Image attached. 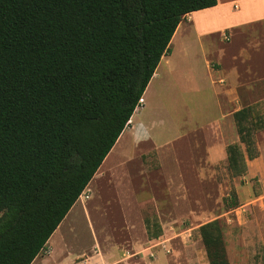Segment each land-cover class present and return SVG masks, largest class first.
I'll list each match as a JSON object with an SVG mask.
<instances>
[{
  "label": "trees",
  "instance_id": "1",
  "mask_svg": "<svg viewBox=\"0 0 264 264\" xmlns=\"http://www.w3.org/2000/svg\"><path fill=\"white\" fill-rule=\"evenodd\" d=\"M215 5L0 0V264H31L44 249L128 124L178 24ZM232 117L238 142L226 162L239 177L258 155L264 105ZM150 218L152 240L162 230ZM197 233L208 264H228L218 221Z\"/></svg>",
  "mask_w": 264,
  "mask_h": 264
},
{
  "label": "rangeland",
  "instance_id": "2",
  "mask_svg": "<svg viewBox=\"0 0 264 264\" xmlns=\"http://www.w3.org/2000/svg\"><path fill=\"white\" fill-rule=\"evenodd\" d=\"M191 47L196 76L185 82L173 76L166 88L162 75H155L149 90L153 93L139 105L144 107L140 117L147 140L128 143L129 156L116 159L119 146L107 154L32 264H208L197 229L212 220L221 227L228 264H264V187L259 176H248L246 170L231 177L226 160H211L207 153L218 142L214 129L220 112L203 63L214 58L223 63L226 75L235 47L228 49L220 35ZM177 50L175 63L180 61L181 48ZM242 61L235 63L241 71ZM263 92L257 86L255 96ZM237 142L238 136L228 145ZM149 144L159 148L160 164L154 152L140 156ZM255 146L258 158L264 154V130L255 135ZM263 161L250 162L251 170H264ZM158 164L161 169H156ZM232 196L234 206L228 208L224 200L232 203ZM150 217L162 230L152 240L144 225Z\"/></svg>",
  "mask_w": 264,
  "mask_h": 264
},
{
  "label": "crops",
  "instance_id": "3",
  "mask_svg": "<svg viewBox=\"0 0 264 264\" xmlns=\"http://www.w3.org/2000/svg\"><path fill=\"white\" fill-rule=\"evenodd\" d=\"M215 35L227 38V41H223L228 43V49L235 47V52L228 58L227 76L223 71V63L216 61L214 58H205L203 63L205 73L211 79L209 82L211 99L213 103H216L220 112L219 117L215 120L217 127L214 129L215 139L218 142L209 147L207 153L211 160L224 161L226 160L225 147L237 140L232 120L233 113L256 101H261L264 105V92L261 96H255L257 86H263L264 88V0H216L214 7L185 15L170 40L169 53L161 57L152 78L145 88L141 97L143 102L141 103L147 102L150 98L149 95L153 93L152 90L150 92L147 90L156 74L158 76L162 75V81H164L166 88L172 86L173 76H177L179 80L184 82L190 80L189 75L194 74L196 76L193 72L194 52L191 44L202 43L205 39L212 42ZM239 44L240 47L237 49L236 45ZM173 47L181 48L179 63L174 62L178 50L172 49ZM243 58L244 61H242ZM239 61L244 64L243 71L235 66V63ZM224 82H227L226 86L223 85ZM200 91L202 92V90ZM146 92L147 94L144 95ZM143 108V106L135 108L130 118L134 123L130 125L128 121L110 150L111 152L119 146L116 159L118 156H129L125 151L130 143L135 145L140 140H147L149 135L147 127L142 123L143 120L140 117ZM140 130H144L143 134L140 133ZM158 151L157 146L149 144V149L140 152V156L154 152V157L160 164ZM107 156L92 179L105 164ZM263 158L264 154L261 151L259 157L253 161L258 164L260 160L263 161ZM250 162L247 163L248 176H250V173L253 176L258 175L259 182L264 187V170L260 168L258 173L252 171L249 165ZM159 164V168L157 166L156 169H161Z\"/></svg>",
  "mask_w": 264,
  "mask_h": 264
},
{
  "label": "bare ground",
  "instance_id": "4",
  "mask_svg": "<svg viewBox=\"0 0 264 264\" xmlns=\"http://www.w3.org/2000/svg\"><path fill=\"white\" fill-rule=\"evenodd\" d=\"M154 77H155V76H154ZM151 88H152V83L150 84V86H149V88H148L147 91H149ZM146 94H147V92H146L144 95H146ZM149 96H150V95H149ZM79 198H81V196H80ZM56 230H57V228H56ZM56 230L51 234V237L48 239L47 242H49V240L53 237V235L56 233ZM31 264H32V263H31Z\"/></svg>",
  "mask_w": 264,
  "mask_h": 264
},
{
  "label": "built area",
  "instance_id": "5",
  "mask_svg": "<svg viewBox=\"0 0 264 264\" xmlns=\"http://www.w3.org/2000/svg\"><path fill=\"white\" fill-rule=\"evenodd\" d=\"M223 40L227 41V38L226 37H223ZM141 104V101L139 100V105ZM138 105V106H139Z\"/></svg>",
  "mask_w": 264,
  "mask_h": 264
}]
</instances>
